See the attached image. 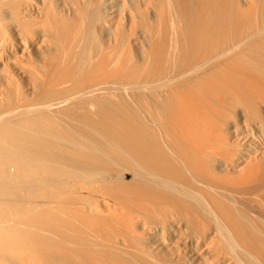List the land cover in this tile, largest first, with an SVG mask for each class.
<instances>
[{
  "label": "bare ground",
  "instance_id": "obj_1",
  "mask_svg": "<svg viewBox=\"0 0 264 264\" xmlns=\"http://www.w3.org/2000/svg\"><path fill=\"white\" fill-rule=\"evenodd\" d=\"M0 264H264V0H0Z\"/></svg>",
  "mask_w": 264,
  "mask_h": 264
}]
</instances>
